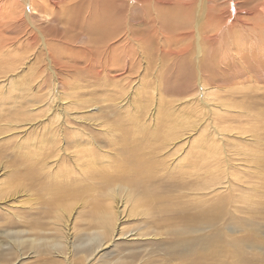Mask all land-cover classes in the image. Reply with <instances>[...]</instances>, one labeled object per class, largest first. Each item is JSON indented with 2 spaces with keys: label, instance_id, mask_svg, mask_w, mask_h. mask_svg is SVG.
<instances>
[{
  "label": "bare ground",
  "instance_id": "1",
  "mask_svg": "<svg viewBox=\"0 0 264 264\" xmlns=\"http://www.w3.org/2000/svg\"><path fill=\"white\" fill-rule=\"evenodd\" d=\"M232 10L235 15L229 16ZM64 23L79 26L76 39L65 32ZM82 37L87 45H81ZM38 62L43 63L44 70H38ZM229 67L237 68L238 75L233 77ZM121 76L133 77L135 81L128 87L113 84L114 77ZM262 77L264 0H0V107L20 108L27 117H32L33 121L27 124L13 121L11 125H18L14 131L28 133L31 130L32 136H42L40 144L37 141L29 145L21 143L18 150L23 160L19 168L28 166L36 170L41 179L48 180L55 202L48 218V232L52 237L47 254L62 264H83L81 251H75L74 230L76 221H81L84 205L70 198L71 190L81 188L83 177L95 178L94 174L98 173L125 180L107 196L99 192L102 204L90 211L96 235L87 243L91 244L89 250L95 247L94 252L97 249L103 252L104 246L109 245L120 250L118 242L121 240H128L131 245L136 241L145 244L153 237L148 232L151 225L140 228L141 223L156 215L151 206L154 203L151 178L160 176L162 181L155 185L157 189L164 184L179 189L187 178L199 180L203 170L211 177L210 158L227 154L229 148L236 149L240 156L243 179L251 171L257 183L251 189V199L244 197V203L249 207L254 201L258 209L245 214L253 219L257 214L261 217L264 212ZM83 78L88 80L81 81ZM46 79L51 81L46 82ZM100 79L105 80L104 86L97 85ZM150 81L152 87L148 84ZM161 81L166 83L165 87ZM173 83L185 96L170 109L171 113L179 112L176 107L185 108L194 116L205 115L208 119L224 115V122L229 123H232L229 115L241 114L240 143L210 147L204 138V144L197 146L196 155L202 161L197 171L186 168L182 154L190 140L179 144L176 132V126L195 128L196 125H190L195 120L192 117L187 121L171 120L164 108L171 98L167 96H170L169 85ZM109 88L120 89L125 95L122 93L121 99L113 101ZM148 90L152 93L147 94ZM81 91L101 93L104 97L100 95V101L109 104L105 109L94 106L89 111L69 112L71 106L75 111L81 108L77 97ZM224 93L239 96L241 111L228 104H217L214 98ZM144 95H151L150 102L154 100L155 104L145 106ZM140 98L134 134L125 124L129 122V107L139 105ZM111 109L123 113L119 120L111 121L103 116ZM67 117L79 123H90L88 126L94 128L95 135L110 142L111 149L106 150L101 139L82 128L75 131L79 137L73 150L66 148V128H72ZM217 130L221 142L231 140L230 131ZM79 132L90 136L84 139ZM11 135L10 132L0 133V143ZM140 138L148 142V147L128 145L130 139L137 142ZM194 150L192 145V155H195ZM96 151L101 155L95 157ZM71 161L73 165L64 168ZM151 161L157 163L150 166L147 163ZM2 186L4 183L0 182ZM202 191L199 190L198 195L202 196ZM59 198H65V205H58ZM202 200L203 209L207 207L202 210V220L210 223L214 205H209L207 199ZM1 203L9 218L12 212ZM230 218L235 217L231 214ZM135 219L136 225L127 226ZM188 228L193 229L191 224ZM185 230H177L174 240L163 242L170 255L194 253L199 245L203 246L201 252H206L212 242L220 246L218 239L210 234L206 236L205 231L200 239L196 230L183 234ZM178 234L183 236L180 238ZM246 242L247 238L241 239L247 250L260 253V243ZM261 255L264 257V251ZM152 257L146 258L150 262L139 264H154ZM89 260L87 257L88 263ZM117 263L129 264L123 258L108 262Z\"/></svg>",
  "mask_w": 264,
  "mask_h": 264
},
{
  "label": "rangeland",
  "instance_id": "2",
  "mask_svg": "<svg viewBox=\"0 0 264 264\" xmlns=\"http://www.w3.org/2000/svg\"><path fill=\"white\" fill-rule=\"evenodd\" d=\"M234 11L235 10H232L229 16H234ZM64 30L69 36L75 39L80 33V28L77 25L64 23ZM92 35L95 36L94 34ZM81 45H87L84 37L81 38ZM37 68L40 71L44 70L43 63L38 62ZM228 70L233 73V77L238 75L237 68L229 67ZM90 79H92V77H90ZM82 80L88 79L83 78L81 81ZM50 81V79H46V82ZM113 81V84L128 87L135 80L130 76H121L117 78L114 77ZM152 83V81L148 82L150 87H152ZM82 84H84V82H82ZM160 84L164 87L166 86L164 81H161ZM97 85L104 86L105 80H98ZM172 86H175V89H173ZM177 87L179 86L174 83L169 85L170 91H168L170 96L167 97L171 98H168L169 102H166L167 104L164 108L168 110L167 114L171 120L187 121L188 117H192L195 120L193 124H190L196 125L195 128L192 126H187L185 128L176 126V132L179 137L178 140L181 141L179 144L185 143V139L190 140L189 145L182 149V154L183 157L186 158V168L191 171H197L202 162L200 160L201 158H198L196 155L198 150L197 146L204 144L202 143L204 138L209 141L210 147H218L220 145L230 147L234 142L240 143L242 123L239 118L241 114L234 113L229 115L232 121V123H229L224 122L226 119L224 115L218 119H208L205 115L194 116L191 114L190 110L185 108L179 109L176 107L175 109L179 112L171 113L170 109L175 107L177 105L176 102L185 96V93ZM111 89L112 88H109L108 91L111 92L113 101L121 99L122 96L125 95L124 91H120V89ZM151 93L152 92L149 90L147 91V94ZM78 95L77 97L79 102H81V108L78 107L79 109L77 108L75 111L74 106H71L68 110L69 112L83 111L85 109L89 111L93 110L92 107L94 106L105 109L109 104V102L105 104L100 101V99H102L99 97L102 95L101 93L81 91ZM150 97L151 95L143 96L142 100L145 106H153L155 104L154 100L150 102ZM214 99L217 100V104H228L237 107L236 109L241 111L238 104L240 99L237 94L224 93L216 96ZM90 100H92V102H90ZM138 102L139 105L129 107L127 112L129 114V122L125 124L129 131L132 132L133 129L134 134V126L136 125V118H138L135 114L140 112L139 107L141 105V98ZM82 103L85 104L82 106ZM105 112L106 114H103V116L111 121L119 120L121 118L120 116L123 115L120 111H118V113L112 112V109ZM114 114H117L115 118L113 117ZM43 115L41 113V120L45 119ZM27 116L28 114H25L20 108L13 109L9 106L0 107V133L10 132V134H13L11 137L8 136L10 137L8 140L0 143V182L4 183V186L0 187V202H2V206L12 212L11 216L7 218V216H9L8 213L0 207V264H62L50 257L46 251L50 247L49 240L52 237V234L48 232L50 229L48 218H50L55 208L54 199L49 191L50 187L47 185L48 180L41 179L40 174L28 166L22 167L21 169L19 168L20 163L23 162L19 155L20 151L18 150L20 144L29 145L34 141L39 142L42 138L41 135L38 137L32 136L30 134L31 130L28 133L14 131L17 129L16 127L18 125H11L13 121L17 120L16 122L20 124H27L33 121L31 119L32 117L29 118ZM100 117H102V115H100ZM66 120L72 125L71 129L69 127L66 128V148H71L70 150H73L72 148L76 144L75 140L79 137L75 131L81 130V128L94 136V138L98 140L101 139V137L99 139L98 136L95 135L97 133L93 131L94 128L92 129V127L88 126L90 123H79L72 121L69 117H67ZM218 128L230 131L229 134H232V137L230 136L231 140L229 142H221L222 138H220L219 131L217 130ZM237 132L239 134H237ZM79 134L84 139H88L90 136L86 133L81 135L79 132ZM146 138L149 137L146 136ZM212 138L216 139V141H213ZM142 139H144V137H142ZM101 140L106 144V150L111 149L109 147L110 142L108 143L107 140L105 141V138ZM128 145L137 148H146L148 147V142L142 141L141 138L137 142L130 139ZM192 145L195 146V155H192ZM93 146L95 147L96 143H94ZM228 150L227 154L222 153L215 158H210L208 166L212 170L211 177L206 176L204 174L205 170H203L200 173L202 176L199 180L187 178L184 184L178 187L179 189L171 188L172 185L168 184H164V187L162 186L161 189H157L155 185L157 186L161 183V179H159L160 176H158V179L157 176L156 178H151V182L149 183H153V185L150 184L151 186H149L151 188L154 187V189L150 188V190L154 191V203L151 204V206H153L156 211V215L155 218L153 217L141 223L140 228L144 229L151 225L148 232L151 233L153 237H149V240H146V242H149H145V244L140 241L133 242L135 245L133 243L132 245L129 244L130 241L128 240H121L118 242L120 250L117 249V247L115 248L109 245L104 246L103 252L100 251V249L94 252L95 247L89 250L88 246L91 244L87 245V243L96 235V227L92 224L90 211L95 205L102 204L101 199L103 197L99 196V192H104L107 196L111 190L119 183H124L125 180L112 175L98 173L94 174L95 178L83 177L81 188L77 187L76 190H71L70 192V198L74 202L81 203V206L84 205V211L81 212V221H76V229L74 230L75 251H81V260L83 264H108V262L118 260L119 258H123L129 262V264H139L141 262L148 263L151 260H146V258L151 256H153L152 261L154 264H264V257L261 255V252L264 251V212L261 217L257 214L255 219L249 218V216L246 215L247 213L245 214L246 211L258 209L254 201L250 200L251 205L249 207H246L244 203V197H249L251 199V189L255 188L257 184L255 182L254 173L250 171L246 178L243 179L244 168L240 161V156L237 155L236 149L229 148ZM100 155L101 152L96 151L95 157ZM224 161H227V163H224ZM154 163H157V161H151L147 164L151 166ZM65 165L67 167L65 166L64 168H68V165L70 168L73 163L71 161ZM169 178L170 177L167 179ZM173 179L174 177L171 178V180ZM176 179L181 183L179 177ZM163 183L165 182L163 181ZM172 183L173 182L170 184ZM206 188L208 189L207 191H202ZM199 190L202 191V196L198 195ZM204 193H207V196H204ZM202 199H207L209 205H214L212 211L213 221L210 223H205L204 220H202L204 219L201 217L203 213L202 210L207 208L205 207L203 209ZM57 203L58 205H65V198H59ZM208 214L210 215L211 212L209 211ZM231 214L234 215V219L230 218ZM137 223L135 219L130 223L128 222L127 226L131 227ZM189 224L193 227L192 230L188 228ZM183 229H186L182 232L183 234L196 230L200 239L205 231L204 233L206 236L210 234L212 237H216L220 246L213 245L212 242V245H209V249L206 252H201L203 246L199 245L197 251L194 253L187 254L182 252L181 254L179 253V255H170L168 252L169 250H167L168 246L163 242L174 240L173 234H176L177 230ZM183 234L178 235L181 238ZM242 238H247L245 244L260 243V253L247 250L245 245L241 243ZM100 244L99 242L98 245ZM36 252L41 253V255L38 256ZM97 253H99V255L95 256ZM87 257L90 259V263L86 261Z\"/></svg>",
  "mask_w": 264,
  "mask_h": 264
}]
</instances>
